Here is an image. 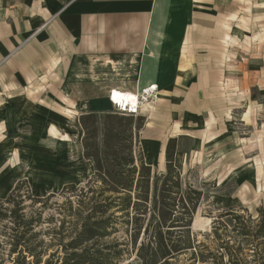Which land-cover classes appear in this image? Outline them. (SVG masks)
<instances>
[{
  "label": "crops",
  "instance_id": "1",
  "mask_svg": "<svg viewBox=\"0 0 264 264\" xmlns=\"http://www.w3.org/2000/svg\"><path fill=\"white\" fill-rule=\"evenodd\" d=\"M243 1L0 0L6 4L1 13L11 20L0 28V132L8 130L0 135V147L10 145L14 125L26 120L51 138L68 112L77 116L76 125L83 114L111 113V91L140 94L155 86L158 102L149 119L139 108V140L150 124L151 131L172 130L174 115L196 116L206 105L196 100L197 91L221 82L215 74L222 62L217 36L239 28V19L254 25L253 0ZM239 4L246 14H238ZM221 131L214 130V143L222 140ZM152 138L147 161L142 152L144 162L162 173L167 142L177 138ZM79 153L83 158L81 142ZM178 159L176 150L174 166L181 175ZM250 177V188H257L256 175Z\"/></svg>",
  "mask_w": 264,
  "mask_h": 264
},
{
  "label": "rangeland",
  "instance_id": "2",
  "mask_svg": "<svg viewBox=\"0 0 264 264\" xmlns=\"http://www.w3.org/2000/svg\"><path fill=\"white\" fill-rule=\"evenodd\" d=\"M263 1L253 0L252 5L250 4V13L255 14L253 26L239 19V28L233 27L231 33L227 30L217 36V47L220 51L215 52L221 56L222 62L215 74L220 75L221 82L217 85L205 84L197 91L200 99L196 100H202L206 105L199 108L196 116L192 118L183 115L184 121L183 116L174 115L172 130L151 131V124H148L150 127L140 132L139 140L147 161L153 149L150 145L153 136L157 134L162 140L168 136L177 138L176 150L179 159L176 166L181 171L182 185H190L202 193L192 227L194 242L196 245L206 244L213 250V236L210 235L213 222L226 212H231L239 219L234 220L231 215L221 218L220 222L229 231V235L224 237L232 238L231 245L241 246L239 264L264 262V238L253 241L251 237H242L239 234L242 226H249L250 231H254V227L264 216ZM241 2L244 1L240 0V4ZM228 3L226 1L222 6ZM240 4L237 8L238 14L244 15L247 12ZM31 5L38 7L37 3ZM5 10L6 4L1 5L0 28L11 21L1 13ZM195 76L197 72L191 78ZM192 85L193 83H190V86ZM156 102L157 98L153 95L144 103L142 112L146 113L147 119L150 112L155 110ZM212 102L219 108L214 107ZM110 111L112 113V109ZM214 112L217 114L216 120H213ZM103 114H96L99 124ZM62 118V128L57 127L51 138L28 120L23 125L16 124L10 145L0 147V200L6 199L20 182L24 183L21 188L23 193L27 191L34 198L55 195L48 201L41 223L33 231L41 232V238L46 240L49 238L43 235L45 231L54 226L58 227V220L62 218L57 211V207L65 202V197L59 194L61 189L68 184L82 186L93 174L90 165L83 161L79 153L83 132L79 125H76L77 116L68 112ZM159 122H165V118L161 117ZM218 128L222 129V140L214 143L213 132ZM7 132L8 130L3 131L5 135ZM3 133L0 132V135L3 136ZM202 142L212 144L203 145ZM4 149H7L8 157L5 156ZM164 173L158 172L155 167L151 173V185L155 176ZM252 175H256L259 181L258 187L254 189L248 184ZM159 184L160 182L158 186ZM30 204V201L25 200L24 206ZM37 208H41V204H36L33 210ZM50 218H54V221L49 222ZM261 243L263 244L256 245ZM49 252H52V249ZM134 259L125 258L121 264H140ZM223 264L229 262L225 259Z\"/></svg>",
  "mask_w": 264,
  "mask_h": 264
},
{
  "label": "trees",
  "instance_id": "3",
  "mask_svg": "<svg viewBox=\"0 0 264 264\" xmlns=\"http://www.w3.org/2000/svg\"><path fill=\"white\" fill-rule=\"evenodd\" d=\"M96 116L79 117L83 158L93 174L84 185L60 191L65 197L57 207L62 218L43 234L49 239L33 231L55 195L34 198L23 193L20 182L0 200V264H121L133 257L140 264H223L225 259L239 264L241 246L231 245L220 222L231 215L239 219L231 212L213 222V250L195 244L191 227L202 193L182 185L174 166L177 140H168L165 173L151 185L152 168L145 164L139 142L144 118L107 113L99 124ZM25 200L31 204L24 206ZM36 204L42 210H33ZM254 229L242 226L239 234L253 241L264 238V216Z\"/></svg>",
  "mask_w": 264,
  "mask_h": 264
},
{
  "label": "built area",
  "instance_id": "4",
  "mask_svg": "<svg viewBox=\"0 0 264 264\" xmlns=\"http://www.w3.org/2000/svg\"><path fill=\"white\" fill-rule=\"evenodd\" d=\"M155 90H156L155 86H151L147 88L146 90L142 91L140 94H136L137 105L135 106V108L121 106V104L115 103V101L112 99L114 91H111L109 100L112 105V113L119 114V115H125V116H131V117H137L139 115V108L144 103H146L149 98L153 96Z\"/></svg>",
  "mask_w": 264,
  "mask_h": 264
},
{
  "label": "bare ground",
  "instance_id": "5",
  "mask_svg": "<svg viewBox=\"0 0 264 264\" xmlns=\"http://www.w3.org/2000/svg\"><path fill=\"white\" fill-rule=\"evenodd\" d=\"M144 90L146 89H143L140 92ZM112 99L115 101V103L121 104V106L135 108L137 105V96L133 93L114 91ZM142 106H144V104Z\"/></svg>",
  "mask_w": 264,
  "mask_h": 264
}]
</instances>
